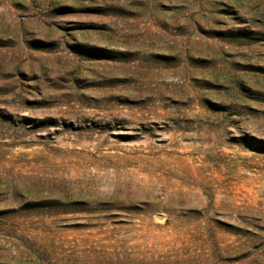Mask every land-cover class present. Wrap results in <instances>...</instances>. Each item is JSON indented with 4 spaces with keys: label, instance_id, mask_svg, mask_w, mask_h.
I'll return each instance as SVG.
<instances>
[{
    "label": "rangeland",
    "instance_id": "1",
    "mask_svg": "<svg viewBox=\"0 0 264 264\" xmlns=\"http://www.w3.org/2000/svg\"><path fill=\"white\" fill-rule=\"evenodd\" d=\"M0 264H264V0H0Z\"/></svg>",
    "mask_w": 264,
    "mask_h": 264
}]
</instances>
